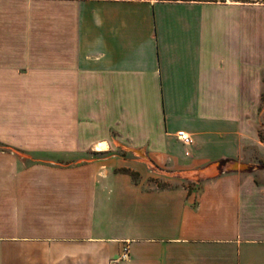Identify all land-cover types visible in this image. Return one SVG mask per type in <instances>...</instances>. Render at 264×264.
Returning a JSON list of instances; mask_svg holds the SVG:
<instances>
[{
	"label": "crops",
	"instance_id": "1",
	"mask_svg": "<svg viewBox=\"0 0 264 264\" xmlns=\"http://www.w3.org/2000/svg\"><path fill=\"white\" fill-rule=\"evenodd\" d=\"M257 58L264 0H0V264H264Z\"/></svg>",
	"mask_w": 264,
	"mask_h": 264
},
{
	"label": "rangeland",
	"instance_id": "2",
	"mask_svg": "<svg viewBox=\"0 0 264 264\" xmlns=\"http://www.w3.org/2000/svg\"><path fill=\"white\" fill-rule=\"evenodd\" d=\"M250 124L252 123V131L249 132L247 138L243 141V154L239 163H233L229 161L224 164L225 169H230L232 167L244 168L246 171H255L257 177H264V58H257L255 60V82H254V98L252 106V116H249ZM251 130V129H250ZM115 142V143H114ZM111 144L105 154H102L105 160H111L118 156L125 155L128 157H135L133 154H126V151L118 146L122 145L118 141ZM103 159V160H104ZM143 165V164H142ZM142 165H138L139 170L131 168L129 171L126 169L128 174H130L132 179H138L144 177L151 183L157 186H168L174 187L178 185L188 186L192 188L190 183L186 184V179L180 180H162L163 175H158L157 173H151L147 168H143ZM123 169V168H122ZM122 169H117L121 170ZM224 169V170H225Z\"/></svg>",
	"mask_w": 264,
	"mask_h": 264
},
{
	"label": "built area",
	"instance_id": "3",
	"mask_svg": "<svg viewBox=\"0 0 264 264\" xmlns=\"http://www.w3.org/2000/svg\"><path fill=\"white\" fill-rule=\"evenodd\" d=\"M175 136L183 145L188 146L192 142L191 137L186 132H184L183 130L176 131Z\"/></svg>",
	"mask_w": 264,
	"mask_h": 264
},
{
	"label": "trees",
	"instance_id": "4",
	"mask_svg": "<svg viewBox=\"0 0 264 264\" xmlns=\"http://www.w3.org/2000/svg\"><path fill=\"white\" fill-rule=\"evenodd\" d=\"M123 171H127L126 169H122Z\"/></svg>",
	"mask_w": 264,
	"mask_h": 264
},
{
	"label": "bare ground",
	"instance_id": "5",
	"mask_svg": "<svg viewBox=\"0 0 264 264\" xmlns=\"http://www.w3.org/2000/svg\"><path fill=\"white\" fill-rule=\"evenodd\" d=\"M101 146H103V145H101Z\"/></svg>",
	"mask_w": 264,
	"mask_h": 264
}]
</instances>
